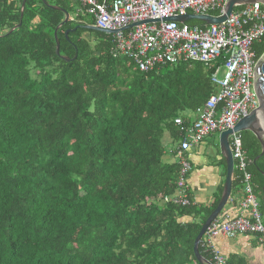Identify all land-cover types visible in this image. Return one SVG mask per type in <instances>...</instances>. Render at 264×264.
<instances>
[{
	"label": "trees",
	"instance_id": "1",
	"mask_svg": "<svg viewBox=\"0 0 264 264\" xmlns=\"http://www.w3.org/2000/svg\"><path fill=\"white\" fill-rule=\"evenodd\" d=\"M21 1L0 0V264H197L193 241L219 195L209 206L196 205L188 188V206L163 200L177 198L174 120L187 126L184 115L215 94L214 67L140 72L81 18L56 33L62 61L53 32L63 14L25 0L20 18ZM45 2L72 16L77 9L74 0ZM252 51L264 54V38ZM241 139L264 224V155L253 163L260 146L248 132ZM231 188L241 193L236 172ZM198 253L211 262L200 242Z\"/></svg>",
	"mask_w": 264,
	"mask_h": 264
},
{
	"label": "built area",
	"instance_id": "2",
	"mask_svg": "<svg viewBox=\"0 0 264 264\" xmlns=\"http://www.w3.org/2000/svg\"><path fill=\"white\" fill-rule=\"evenodd\" d=\"M74 2L76 14L88 18L93 27L115 32L110 35L112 55L130 59L140 72L147 73L182 62L214 67L210 83L215 94L194 112L195 119L187 126H183L180 119L174 120V124L180 127L182 138L178 142L175 159L180 167L176 183L179 195L173 201L187 204L184 178L191 171V166L183 153L214 134L232 131L236 123L258 105L253 92L257 59L252 46L264 38V6L255 3L234 7L223 23L199 27L189 25L192 22L179 24L165 20L185 15L219 18L228 0ZM228 142L233 171L239 175L241 183L242 198L236 208L242 214L235 217L219 215L205 229L199 242L202 249L212 256L210 264H224L214 247L217 238L233 239L248 234L259 242L264 241V224L251 175L247 171L241 133H232ZM231 202L234 203L230 197L228 203Z\"/></svg>",
	"mask_w": 264,
	"mask_h": 264
},
{
	"label": "water",
	"instance_id": "3",
	"mask_svg": "<svg viewBox=\"0 0 264 264\" xmlns=\"http://www.w3.org/2000/svg\"><path fill=\"white\" fill-rule=\"evenodd\" d=\"M40 2L44 4L45 6H47L48 8L55 10V11H59L63 14L62 22L56 27V29L53 32V38L55 42V52L54 53L62 61L68 62L69 61L68 58L59 56V42L56 36L57 31L63 25L68 23V14L65 10L59 7L48 5L45 2V0H40ZM255 3L261 4L264 6V0H228L224 8L223 15L219 18H212L210 16L185 15L182 17H173L165 21H174L179 24H184L188 22H198L203 25L221 24L231 14L234 7H240V6H245V5L255 4ZM24 4H25V0H22L21 5H20V18L23 13ZM19 27H20V23L17 24L14 28H12L8 32V34H10L12 31H14L15 29ZM131 27H134V26H131ZM76 28L72 30H66L64 32L65 39H67L68 34L71 32H74ZM81 28H83L86 31L97 32V33H102L106 35H111L115 33V32L100 30L92 26H82ZM254 73H255V79L253 81V92L257 98V103H258L256 109L251 111L245 118H242L239 122H237L232 131L223 132L217 137L220 156L224 160V164H225V179H224L222 192H221L219 201L215 209L210 213V215L207 217L205 222L202 224L197 236L195 237L193 241L192 252H193V256L197 264H210L208 261L203 259L198 253V244H199V241L205 229L208 227V225L213 220H215L220 215L223 209L227 206L228 201L231 197V187H232L234 171H233V161H232L231 152L229 148L228 137L232 133L248 132L256 139V141L258 142L260 146V154L253 160V163H255L259 157L264 155V136H263L264 134V127H263L264 126V54H262L257 59L255 63V67H254ZM262 191L264 195V187Z\"/></svg>",
	"mask_w": 264,
	"mask_h": 264
},
{
	"label": "crops",
	"instance_id": "4",
	"mask_svg": "<svg viewBox=\"0 0 264 264\" xmlns=\"http://www.w3.org/2000/svg\"><path fill=\"white\" fill-rule=\"evenodd\" d=\"M75 15H77L76 11L73 16L68 14V21L74 22L81 18L80 24L82 26L91 25L89 19ZM184 117L188 122H192L195 119L193 113H186ZM208 138L210 140H203L202 143L191 148L187 153L191 171L188 174L186 185L194 203L198 206H209L216 195L220 197L225 179V164L223 165L222 163L223 159L220 156L218 140L214 142L213 135ZM163 141L168 149L173 147V143L171 145V140L167 133L164 135ZM169 157H165L164 160L171 162L172 159ZM240 197V191L231 190V198L234 203H228L221 215L240 216L242 212L236 208ZM256 239L253 236H238L233 239L217 238L214 242V247L222 256L238 254L245 259L246 264H264V247L260 244L261 242L258 241L257 243Z\"/></svg>",
	"mask_w": 264,
	"mask_h": 264
},
{
	"label": "bare ground",
	"instance_id": "5",
	"mask_svg": "<svg viewBox=\"0 0 264 264\" xmlns=\"http://www.w3.org/2000/svg\"><path fill=\"white\" fill-rule=\"evenodd\" d=\"M90 26V25H89ZM93 27V26H92ZM264 127V126H263ZM179 150V149H178ZM177 157L175 156L174 157V160L176 159ZM187 159V158H186ZM179 170H180V167H179ZM190 173V172H189ZM187 177H188V174H186L185 175V178H184V185H185V188H187V185H186V183H187ZM178 178H179V171H178V177H177V180H178ZM176 183H177V181H176ZM176 189H177V186H176ZM177 191V197H178V189L176 190ZM176 199V198H175ZM174 200V199H173ZM173 200H163V203H172V204H177V205H180V206H182V207H185V206H188L189 204L187 203V204H185V205H182L181 203H177V202H174ZM213 221H215V220H213Z\"/></svg>",
	"mask_w": 264,
	"mask_h": 264
},
{
	"label": "rangeland",
	"instance_id": "6",
	"mask_svg": "<svg viewBox=\"0 0 264 264\" xmlns=\"http://www.w3.org/2000/svg\"><path fill=\"white\" fill-rule=\"evenodd\" d=\"M47 1L50 2V3H53V0H52V1H51V0H47ZM87 19H88V18H87ZM84 37L87 38V39H90L89 35H87V34H85ZM213 136H214L213 141L216 142L218 136H217V134H214ZM263 136H264V134H263ZM206 139L210 140V138H206ZM204 140H205V139H204ZM171 145H172V143H171ZM172 146H173V148H174V147H175V144H173ZM188 152H189V151H188ZM188 152H187V153H188ZM224 210H225V208L223 209V211H224Z\"/></svg>",
	"mask_w": 264,
	"mask_h": 264
}]
</instances>
